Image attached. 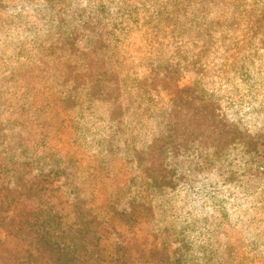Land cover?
<instances>
[{"label":"rangeland","instance_id":"rangeland-1","mask_svg":"<svg viewBox=\"0 0 264 264\" xmlns=\"http://www.w3.org/2000/svg\"><path fill=\"white\" fill-rule=\"evenodd\" d=\"M55 241L264 264V0H0V264Z\"/></svg>","mask_w":264,"mask_h":264},{"label":"trees","instance_id":"trees-1","mask_svg":"<svg viewBox=\"0 0 264 264\" xmlns=\"http://www.w3.org/2000/svg\"><path fill=\"white\" fill-rule=\"evenodd\" d=\"M46 233L50 235L52 231L49 230ZM33 243V251L26 249L22 252L13 253L14 255H19L16 258L9 254V262H5V264H60L64 250L57 241ZM38 259L41 262H37Z\"/></svg>","mask_w":264,"mask_h":264}]
</instances>
